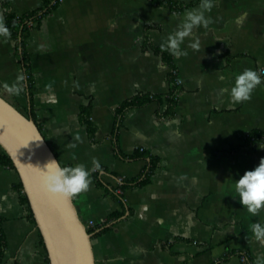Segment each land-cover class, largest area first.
<instances>
[{"label": "crops", "instance_id": "crops-1", "mask_svg": "<svg viewBox=\"0 0 264 264\" xmlns=\"http://www.w3.org/2000/svg\"><path fill=\"white\" fill-rule=\"evenodd\" d=\"M10 3L23 15L42 0ZM213 3L208 28H194L181 45L187 55L173 57L181 94L170 111L174 85L161 45L200 3L179 11L151 0H61L28 38L32 94L17 42L0 38V94L35 119L63 167L90 171L89 187L73 199L81 219L96 224V264H245V255L264 264V246L250 231L264 222V209L253 217L233 189L264 158L261 142L246 141L264 133V82L248 101L230 95L236 74L264 68V0ZM0 19L6 25L1 2ZM196 38L199 51L188 47ZM21 70L25 91L9 93L3 84ZM143 95L151 101L119 114ZM85 107L94 134L82 121ZM151 158L157 168L140 185ZM93 159L100 170H92ZM19 181L0 163L1 264H50Z\"/></svg>", "mask_w": 264, "mask_h": 264}, {"label": "water", "instance_id": "water-1", "mask_svg": "<svg viewBox=\"0 0 264 264\" xmlns=\"http://www.w3.org/2000/svg\"><path fill=\"white\" fill-rule=\"evenodd\" d=\"M0 147L19 175L50 264H96L93 234L73 196L52 193L43 183L46 164L59 159L35 119L1 94Z\"/></svg>", "mask_w": 264, "mask_h": 264}, {"label": "clouds", "instance_id": "clouds-1", "mask_svg": "<svg viewBox=\"0 0 264 264\" xmlns=\"http://www.w3.org/2000/svg\"><path fill=\"white\" fill-rule=\"evenodd\" d=\"M214 7L213 0H201L198 7L187 11L181 18L176 29L170 33L162 43L172 56L179 59L186 56L187 52L182 49L181 45L185 43L186 38L193 34L194 28L203 26L205 29L211 23L210 17L206 13L211 12ZM9 28L0 19V38H10ZM188 47L199 51L201 42L198 38L188 44ZM25 75L21 70L18 72L16 79L9 85L3 84V88L9 93L20 95L25 91ZM264 82V68L259 71L245 69L234 77V82L230 88L231 100L233 103H241L251 99L253 91L257 86ZM80 139L79 136L76 137ZM75 148L76 144H70ZM264 148V147H262ZM93 171L100 170L101 164L98 160L93 159ZM90 171L84 164L75 166L62 167L60 162L51 159L43 170V183L47 190L52 193H60L67 197H72L82 191L87 190L90 183ZM233 189L238 194L239 202L247 209L253 217L257 216L261 209H264V158L260 159L259 164L252 170H247L233 184ZM250 231L255 241L264 246V222H254L250 225ZM261 259H264L262 257Z\"/></svg>", "mask_w": 264, "mask_h": 264}, {"label": "trees", "instance_id": "trees-1", "mask_svg": "<svg viewBox=\"0 0 264 264\" xmlns=\"http://www.w3.org/2000/svg\"><path fill=\"white\" fill-rule=\"evenodd\" d=\"M60 1L61 0H42L41 5L37 9L30 11L26 14L19 15L12 10L10 0H0L4 11L6 26L10 30L11 37L17 42L18 54L26 71L29 90L31 94L34 90V76L30 61L31 57L27 51L28 38L31 32L35 28L39 27L43 19L47 15H49L56 7L59 6ZM151 1L153 2V4H156L158 6L168 7L173 10L181 11L197 5L198 3H200L201 0H194L190 4L184 6H179L175 2H172L170 0H151ZM163 55L165 62L171 67V73L169 76L171 82L174 85V90L169 98V111H170V109L173 110L174 106L177 103V100L181 94V87L180 84L178 83L179 78L177 74V68L174 64V59H173L174 56H172L166 49H163ZM150 101H151V97L148 95L139 96L133 99L132 101H127L121 106L119 110V114L122 115L125 113L127 109L143 106L149 103ZM22 112L26 114V112L24 111ZM90 117H91V109L89 107L83 108L82 121L87 125L91 134H94L96 132V127L94 126ZM246 141L247 143L261 142L264 146V133L255 131L247 137ZM137 152L138 153L140 152V154H146V151L144 149H139ZM0 163L15 169L10 157L6 154L4 150H2L0 153ZM156 168H157V162L156 160L151 158L150 162L148 163L147 169L144 172V178L140 182V185L148 183L150 181V178L153 175ZM129 185L130 184L128 182H125L124 180L122 184V188L126 189L127 186ZM15 189L20 194L21 202L26 207L29 219L34 223H36L28 199L26 197V194L24 193V189L21 181H19L15 185ZM2 223H3V218L0 216V264L6 249V239L2 228ZM89 232L92 233L93 230L89 228ZM245 257H246V264H254V262L249 257H247L246 255ZM47 260L49 261L48 257Z\"/></svg>", "mask_w": 264, "mask_h": 264}, {"label": "built area", "instance_id": "built-area-1", "mask_svg": "<svg viewBox=\"0 0 264 264\" xmlns=\"http://www.w3.org/2000/svg\"><path fill=\"white\" fill-rule=\"evenodd\" d=\"M179 84H180V81H179ZM87 226H88V228H93V227L96 226V224H95V222L91 221V222H89V223L87 224ZM242 261H243V263L246 264V257H245V256L242 258Z\"/></svg>", "mask_w": 264, "mask_h": 264}]
</instances>
